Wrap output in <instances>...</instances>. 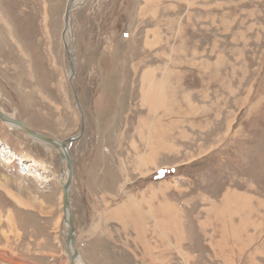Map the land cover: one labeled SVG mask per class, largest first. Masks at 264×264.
<instances>
[{
	"label": "rangeland",
	"instance_id": "1",
	"mask_svg": "<svg viewBox=\"0 0 264 264\" xmlns=\"http://www.w3.org/2000/svg\"><path fill=\"white\" fill-rule=\"evenodd\" d=\"M66 2L0 0V109L59 141L83 118L69 148L83 262L264 264V0H83L71 81ZM60 164L0 120L4 257L68 264Z\"/></svg>",
	"mask_w": 264,
	"mask_h": 264
},
{
	"label": "water",
	"instance_id": "2",
	"mask_svg": "<svg viewBox=\"0 0 264 264\" xmlns=\"http://www.w3.org/2000/svg\"><path fill=\"white\" fill-rule=\"evenodd\" d=\"M75 0H67L66 2V6H65V13H64V28H63V32H62V36L65 35V25L68 21L69 18V13H70V8L72 3ZM64 45V43H63ZM65 54L68 58L69 61V66H70V74H69V81H71L73 72H74V62L71 59V57L69 56V54H67L65 48H64ZM77 101V100H76ZM78 108L80 109V106L77 102ZM81 112V111H80ZM82 118V116H81ZM0 120L3 122H9V123H13L16 126H18L25 134L29 135L30 137L40 140L46 144H49L50 146H52L56 151L57 154L60 158V156H64L66 159V179L64 184L62 185V190H63V194H62V220H61V233L63 236V241H64V250L67 254L68 257V264H74L75 261L77 260L78 257H81L80 252L76 246L75 243V237L74 235H70L69 233V221L73 222L72 217H69V195H70V189H71V182H72V160H71V156L69 153V148L71 146L72 143L76 142L77 140L80 139V137L83 134V118H82V122H81V129L80 131L73 137H70L66 140L63 141H59L57 139L45 136L43 134H40L36 131H33L29 128H27L22 121H20L19 119L16 120H12L7 118L5 115H3V113L0 111ZM62 145V147L60 146ZM62 169V165L60 164V170ZM71 248V250L69 249ZM0 261L8 263V264H24V263H17V262H13L11 260H9L7 257H4L0 254Z\"/></svg>",
	"mask_w": 264,
	"mask_h": 264
},
{
	"label": "bare ground",
	"instance_id": "3",
	"mask_svg": "<svg viewBox=\"0 0 264 264\" xmlns=\"http://www.w3.org/2000/svg\"><path fill=\"white\" fill-rule=\"evenodd\" d=\"M81 2H83V0H75L73 3H72V5H71V8H70V13L72 12V10L78 5V3H81ZM70 13H69V18H68V21H67V23H66V25H65V35L64 36H62V37H64V46H65V50H66V52H67V54H69V56L71 57V59L74 61V57H73V52H72V49H71V44H70V41H71V36H70V33H71V25H70ZM9 25V29H10V24H8L7 22H6V24L4 25V27H6L7 28V26ZM9 29L7 28V32L9 31ZM10 35V37H14V35L12 36V34L10 33L9 34ZM14 39V38H13ZM13 39H12V42H13ZM13 44V43H12ZM23 51V50H22ZM16 57V56H15ZM145 74H147V70H146V73ZM0 111H1V109H0ZM2 113H3V115H5L7 118H9V119H12V120H16L17 118V116H16V114H9V113H6V112H3V111H1ZM9 128H19L18 126H16L15 124H13V123H9V122H4ZM37 142H40V143H42V144H46V143H44V142H42V141H40V140H37V139H35ZM48 146H50L49 144H47ZM61 147H62V145H60ZM51 148H53L52 146H50ZM54 149V148H53ZM55 150V149H54ZM56 151V150H55ZM57 152V151H56ZM60 160H61V165H62V169H61V171H59L58 172V179H59V181H60V183H61V185H63L64 184V182H65V179H66V159H65V157L64 156H60ZM115 169V168H114ZM117 169V168H116ZM44 170V169H43ZM38 172V171H37ZM99 185V184H98ZM100 186V185H99ZM106 187H107V185H106ZM104 188V187H103ZM112 188V187H111ZM97 190V189H96ZM114 191V190H113ZM110 192V191H109ZM107 194V193H106ZM113 194V193H112ZM102 196V195H101ZM110 196V195H109ZM113 196V195H112ZM237 200V199H236ZM94 201V200H93ZM104 201V200H103ZM245 203V202H244ZM129 206V207H128ZM93 207V206H92ZM135 206H133L130 202H128V203H126V204H123L122 206H118V207H115L111 212H105V216L107 215H109L113 220H116V218H114L115 217V215H116V217H117V219H118V217H119V219H121V220H123L122 218H124L125 216H127L128 217V214L133 210V211H135ZM110 210V209H109ZM137 211V210H136ZM115 212V213H114ZM138 212V211H137ZM128 213V214H127ZM223 213V212H222ZM224 213H226L225 211H224ZM220 214V216H221V213H219ZM69 217H72L71 216V212H70V195H69ZM120 215V216H119ZM224 216V215H223ZM126 218V217H125ZM142 219V218H141ZM107 220V219H106ZM138 220V219H137ZM108 221V220H107ZM109 221H112V220H109ZM119 221V220H118ZM144 221V220H143ZM226 221V220H225ZM120 222V221H119ZM141 222V221H140ZM133 223V222H132ZM222 223V222H221ZM112 224V223H111ZM141 224H143V223H141ZM141 224H139V225H141ZM179 224H180V222H179ZM218 224V223H217ZM106 225V224H105ZM178 225V224H177ZM181 225V224H180ZM107 227V226H106ZM158 227V226H157ZM202 227V226H201ZM142 228V227H141ZM103 229V228H102ZM145 229V228H144ZM184 229V228H183ZM182 229V230H183ZM137 230H139V229H137ZM136 230V231H137ZM157 230V229H156ZM181 230V231H182ZM145 231V230H144ZM151 231V230H150ZM173 231V230H172ZM224 231V230H223ZM167 232V231H166ZM170 232H171V230H170ZM176 232V231H175ZM202 232V231H201ZM239 232V231H238ZM69 233H70V235L72 236V235H74V237H75V233H76V231H75V229H74V227H73V222H71V221H69ZM157 233V232H156ZM178 233V232H177ZM143 234V233H142ZM145 234V233H144ZM154 234V233H153ZM179 234V233H178ZM178 234H176V235H178ZM246 234V233H245ZM159 235H160V233H159ZM181 235V234H180ZM220 235H222L221 233H220ZM235 235V234H234ZM261 235V234H260ZM183 237V236H182ZM156 238V237H155ZM160 238V237H159ZM168 238V237H167ZM175 238V237H174ZM177 238V237H176ZM181 238V237H180ZM186 238V237H185ZM252 238V237H251ZM258 238V237H257ZM237 239V238H236ZM154 240V239H153ZM159 240V239H158ZM161 240V239H160ZM178 240V239H177ZM210 240V239H209ZM238 240V239H237ZM169 241H170V239H169ZM180 241V240H179ZM182 241V240H181ZM193 241V240H192ZM222 241V240H221ZM114 242V241H113ZM209 242V241H208ZM166 243V242H165ZM170 243V242H169ZM178 243V242H177ZM180 243V242H179ZM233 243V242H232ZM159 244V243H158ZM176 244V243H175ZM135 245V244H134ZM236 245V244H235ZM259 245V244H258ZM64 246V245H63ZM136 246V245H135ZM173 246V245H172ZM178 246V245H177ZM176 246V247H177ZM213 246V245H212ZM225 246V245H224ZM126 247V246H125ZM181 247V246H180ZM259 247V246H258ZM264 247V246H263ZM262 247V248H263ZM168 248V247H167ZM218 248V247H217ZM70 250H71V248H69ZM155 249V248H154ZM166 249V248H165ZM164 249V250H165ZM169 249H170V247H169ZM257 249V248H256ZM114 250V249H113ZM172 250V249H171ZM171 250H169V251H171ZM179 250V249H178ZM215 250V249H214ZM213 251V250H212ZM165 252V251H164ZM100 253V252H99ZM167 253V252H166ZM180 253H181V251H180ZM258 253H260V252H258ZM182 254V253H181ZM262 255V254H261ZM3 256V255H2ZM158 256V255H157ZM8 258V257H7ZM9 260H11V261H15V262H17V263H24V264H31V263H28V262H25V261H22V260H19V259H13V258H8ZM109 259V258H108ZM138 261V260H137ZM264 262V261H263ZM74 264H86V263H84L83 262V259H82V257H78L77 258V260L75 261V263Z\"/></svg>",
	"mask_w": 264,
	"mask_h": 264
}]
</instances>
